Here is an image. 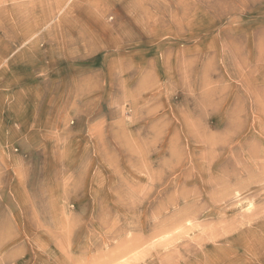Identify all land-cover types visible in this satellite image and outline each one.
I'll list each match as a JSON object with an SVG mask.
<instances>
[{
  "label": "rangeland",
  "instance_id": "1",
  "mask_svg": "<svg viewBox=\"0 0 264 264\" xmlns=\"http://www.w3.org/2000/svg\"><path fill=\"white\" fill-rule=\"evenodd\" d=\"M263 130L264 0H0V264H264Z\"/></svg>",
  "mask_w": 264,
  "mask_h": 264
},
{
  "label": "bare ground",
  "instance_id": "2",
  "mask_svg": "<svg viewBox=\"0 0 264 264\" xmlns=\"http://www.w3.org/2000/svg\"><path fill=\"white\" fill-rule=\"evenodd\" d=\"M229 122H230V120H229ZM221 123H222V122H221ZM226 123H227V121H226ZM226 123H225V124H226ZM230 123H232V122H230ZM236 123L238 124V126L240 125L238 122H236ZM259 123H260V122H259ZM227 124H228V123H227ZM232 124H233V123H232ZM234 124H235V123H234ZM262 124H263V123H262ZM217 125H218V124H217ZM222 125H223V124H222ZM222 125H221V126H222ZM230 125H231V124H230ZM257 125H258V124H257ZM257 125H256V126H257ZM259 125H260V124H259ZM223 126H224V125H223ZM234 126H235V125H234ZM236 127H237V126H236ZM221 128H222V127H221ZM189 129H190V128H189ZM233 129H235V128H233ZM259 130H260V129H259ZM215 131H216V129H215ZM257 131H258V130H257ZM253 132H254V131H253ZM232 133H233V132H232ZM253 134H254V133H253ZM255 134H257V133H255ZM262 134H264V130L262 131ZM219 137H220V136H219ZM254 137H255V136H254ZM226 138H227V136H226ZM229 139H230V138H229ZM238 139H239V137H238ZM227 140H228V139H227ZM233 140H234V139H233ZM229 142H231V140H230ZM262 142H263V141H262ZM262 142H261V143H262ZM227 143H228V142H227ZM231 144H232V142H231ZM222 145H223V144H222ZM240 146L242 147V145H240ZM263 147H264V146H263ZM226 148H227V147H226ZM235 149H236V147H235ZM189 150H190V149H189ZM244 150H245V148H244ZM261 151L263 152V150H260V152H261ZM166 152H167V151H166ZM228 153H229V152H228ZM261 154H263V153H261ZM223 156H225V155H223ZM220 157H221V156H220ZM232 157H233V156H232ZM248 158H249V157H248ZM251 158H252V157H251ZM253 160H254V159H253ZM204 161H205V160H204ZM207 161H208V160H207ZM247 161H248V160H247ZM239 162H240V161H239ZM250 162H251V161H250ZM207 163H208V162H207ZM251 163H252V162H251ZM255 163H256V162H254V164H255ZM209 164H210V163H209ZM220 165H221V164H220ZM225 165H226V164H225ZM196 166H197V165H196ZM254 166H255V165H254ZM254 166H253V167H254ZM212 167H213V166H212ZM227 167H228V166H227ZM255 167H256V166H255ZM240 168H241V167H240ZM236 169H237V168H236ZM251 169H252V168H251ZM209 170H210V169H209ZM238 172H239V171H238ZM183 173H184V172H183ZM230 173H231V172H230ZM257 173H258V172H257ZM261 173H262V172H261ZM232 174H233V173H231V175H232ZM244 174H245V173H244ZM187 175H188V174H187ZM228 175H229V174H228ZM245 175H246V174H245ZM245 175H244V176H245ZM232 176H233V175H232ZM183 178H184V177H183ZM246 179H247V177H246ZM258 179H259V178H258ZM202 180H203V179H202ZM208 180H209V179H208ZM230 180H231V179H230ZM253 180H254V179H253ZM251 181H252V180H251ZM258 181H259V180H258ZM260 181H261V180H260ZM181 182H182V181H181ZM252 182H255V181H252ZM173 183H174V182H173ZM180 184H181V183H180ZM222 184H223V183H222ZM215 187H216V186H215ZM215 190H216V189H215ZM222 192H223V190H222ZM224 192H225V191H224ZM228 192H229V191H228ZM231 192H232V191H231ZM204 194H205V193H204ZM217 194H218V193H217ZM221 194H222V193H221ZM224 194H225V193H224ZM226 194H227V193H226ZM229 194H231V193H228L227 195H229ZM218 195H219V194H218ZM227 195H226V198L228 197ZM223 197H225V196H223ZM218 198H219V197H218ZM222 200H223V199H222Z\"/></svg>",
  "mask_w": 264,
  "mask_h": 264
}]
</instances>
